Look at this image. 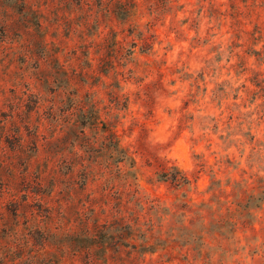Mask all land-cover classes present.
Returning <instances> with one entry per match:
<instances>
[{
  "label": "rangeland",
  "instance_id": "1",
  "mask_svg": "<svg viewBox=\"0 0 264 264\" xmlns=\"http://www.w3.org/2000/svg\"><path fill=\"white\" fill-rule=\"evenodd\" d=\"M77 100L95 101L102 123L85 134L97 146L71 129ZM15 126L28 141L38 132L42 164L77 152L73 176L67 160L51 164L64 180L55 197L101 199L108 181L80 163L94 169L113 132L136 159L141 190L169 207L188 201L182 219L198 239L149 264H264V0H0V167ZM173 165L191 188L159 180ZM0 178L1 189L4 170ZM240 212L251 213L243 225ZM7 237L0 215V264L13 251Z\"/></svg>",
  "mask_w": 264,
  "mask_h": 264
},
{
  "label": "trees",
  "instance_id": "2",
  "mask_svg": "<svg viewBox=\"0 0 264 264\" xmlns=\"http://www.w3.org/2000/svg\"><path fill=\"white\" fill-rule=\"evenodd\" d=\"M118 5L120 13L131 14L126 4L120 2ZM116 83L119 88L120 82ZM20 101L8 115L10 121L21 107ZM94 102L82 107L77 100L74 108L78 112V120L73 121L71 129L77 140L79 134L82 135V146H97L100 141L99 138L88 141L85 134V128L102 123ZM31 110L33 107H30ZM78 125L80 133L75 134L74 128ZM25 127L32 130L30 120L26 121ZM23 135L16 126L4 133L11 151L8 145L4 146L3 166L0 167V177L4 170V180H1L4 188L0 189V197H4V213L0 208V215L4 219V229L8 230L4 242L7 241V247L13 250L4 253V264H149L158 252L164 251L169 254L167 261H171L173 256L170 254L182 239L187 243L198 239L199 232L182 219L187 216L188 201L169 207L159 197L141 190L137 184L136 159L122 146L115 133L111 132L101 142L106 161H103L105 156L99 155L92 170L88 168L91 165L83 161L80 163L88 176L93 172L94 181L103 177L108 181L101 192V204H97L101 199L91 194L85 199H76L73 194L66 196V193L55 197L57 184L64 180L51 168L58 161L67 160L70 163L67 173L73 176L72 170L78 165L75 164L77 152H71L70 157L69 154L51 152L45 157V165L40 160L38 132L31 135L29 141ZM123 163L128 169L121 166ZM114 165L116 168L112 169ZM83 170L78 172L84 182ZM111 174L113 177L107 176ZM159 180L170 182L177 188L192 187L191 179L176 165L161 172ZM66 192L69 193L70 189ZM110 196L115 201L111 214H107ZM96 205H100V213L95 209ZM202 207L203 210L211 208L207 203H203ZM246 207L245 204L243 208L246 210ZM250 214L240 212L238 219L244 220ZM232 217H236L233 212ZM222 222L228 221L222 219ZM229 223L232 224V220ZM244 223L245 220L242 225ZM20 232L22 235L17 238ZM15 250L25 252L19 256V261Z\"/></svg>",
  "mask_w": 264,
  "mask_h": 264
}]
</instances>
